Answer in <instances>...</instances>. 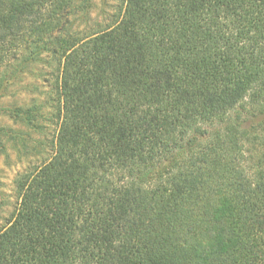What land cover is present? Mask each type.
<instances>
[{
  "label": "trees",
  "instance_id": "16d2710c",
  "mask_svg": "<svg viewBox=\"0 0 264 264\" xmlns=\"http://www.w3.org/2000/svg\"><path fill=\"white\" fill-rule=\"evenodd\" d=\"M90 2L0 0V264H264V0Z\"/></svg>",
  "mask_w": 264,
  "mask_h": 264
},
{
  "label": "rangeland",
  "instance_id": "374dc122",
  "mask_svg": "<svg viewBox=\"0 0 264 264\" xmlns=\"http://www.w3.org/2000/svg\"><path fill=\"white\" fill-rule=\"evenodd\" d=\"M124 7V0H91L87 12L90 17L88 23L87 25L82 24L83 22L78 16V21L76 23L77 31H82L88 28L92 29L94 26L97 27L98 25H101L103 28L112 25L122 14ZM54 83L55 78L51 76L45 75L40 78H30L28 76L14 89L20 88L23 84H33V86L42 93L41 101L44 102L51 98L54 99ZM16 95V99H18L19 102H26V104L29 103V97H37V94L34 93V89H31L30 93L20 94V92H18ZM12 99L10 101L11 103H13ZM21 104L18 106H21ZM0 124V126L6 125L7 128H16L14 122L9 117H3L2 115H0ZM53 130L54 128L52 129L51 127V130L49 131L50 138H52V135L54 134ZM23 167L25 168V166L18 165L15 155H12L10 162H6L5 158L0 154V228L11 219L17 208L18 198L14 182Z\"/></svg>",
  "mask_w": 264,
  "mask_h": 264
}]
</instances>
